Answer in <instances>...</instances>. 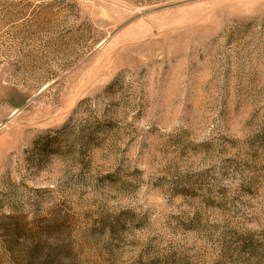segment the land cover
<instances>
[{
	"label": "rangeland",
	"instance_id": "374dc122",
	"mask_svg": "<svg viewBox=\"0 0 264 264\" xmlns=\"http://www.w3.org/2000/svg\"><path fill=\"white\" fill-rule=\"evenodd\" d=\"M0 264H264V0H0Z\"/></svg>",
	"mask_w": 264,
	"mask_h": 264
}]
</instances>
